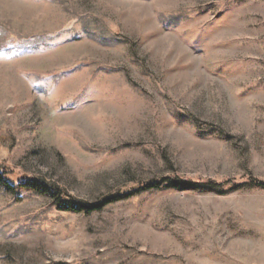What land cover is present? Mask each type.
Segmentation results:
<instances>
[{
    "label": "rangeland",
    "instance_id": "1",
    "mask_svg": "<svg viewBox=\"0 0 264 264\" xmlns=\"http://www.w3.org/2000/svg\"><path fill=\"white\" fill-rule=\"evenodd\" d=\"M0 163L89 204L230 180L0 188V264H264V0H0Z\"/></svg>",
    "mask_w": 264,
    "mask_h": 264
},
{
    "label": "trees",
    "instance_id": "2",
    "mask_svg": "<svg viewBox=\"0 0 264 264\" xmlns=\"http://www.w3.org/2000/svg\"><path fill=\"white\" fill-rule=\"evenodd\" d=\"M12 176V171L8 167L0 163V188H3L4 190L10 192L15 199H22L24 193H33L35 195L44 196L48 199L53 200L54 206H56L59 211L69 212L72 214H84L87 216L95 212H100L106 207L115 204L121 200L128 199L136 193L151 192L155 190L165 189H213L221 187L225 184H229L230 182V180H225L222 183H217L216 181L212 180L205 181L187 178H164L159 181H154L147 185H144L143 187H140L136 191V193H121L118 195L106 197L97 203L89 204L78 201L66 194L65 192L43 181H38L35 179H25L15 184L11 181ZM248 181L254 188L264 189V182L257 180H246V182L242 184H248ZM242 184L236 186L239 187Z\"/></svg>",
    "mask_w": 264,
    "mask_h": 264
}]
</instances>
